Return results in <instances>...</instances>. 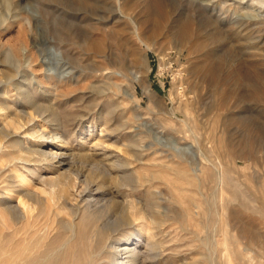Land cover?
Instances as JSON below:
<instances>
[{
	"label": "rangeland",
	"instance_id": "374dc122",
	"mask_svg": "<svg viewBox=\"0 0 264 264\" xmlns=\"http://www.w3.org/2000/svg\"><path fill=\"white\" fill-rule=\"evenodd\" d=\"M241 1L0 0V186L59 180L35 232L1 218L0 264H264V0ZM75 198L100 214L73 238Z\"/></svg>",
	"mask_w": 264,
	"mask_h": 264
},
{
	"label": "bare ground",
	"instance_id": "6f19581e",
	"mask_svg": "<svg viewBox=\"0 0 264 264\" xmlns=\"http://www.w3.org/2000/svg\"><path fill=\"white\" fill-rule=\"evenodd\" d=\"M245 0H242L241 1V3H243ZM235 3V2H234ZM152 5V4H151ZM152 6H155L156 8H158L159 10H161V6H162V4H161V2L160 1H158V2H156L155 4H153ZM152 8H154V7H152ZM156 11V10H155ZM154 11V12H155ZM161 12V11H160ZM156 13V12H155ZM158 15V14H157ZM187 32H188V26L186 25V24H182L181 25V27H180V30H179V33H180V37L181 38H184L185 37V35L187 34ZM138 81H139V83H140V85L143 87V90L146 92V93H148V94H152V92L150 91V88H149V85L147 84V81L145 80V79H143V78H141V79H138ZM151 101L153 102V103H155V105H160V103H159V101H157V99L155 98V97H151ZM151 103V102H150ZM152 103V104H153ZM152 104H150V105H152ZM25 128H27V127H25ZM42 133H39V134H37V133H33V134H30V136L32 137V138H36L37 139V137H40L39 135H41ZM61 138V137H60ZM35 139V140H36ZM40 139H41V137H40ZM44 139V138H43ZM58 139V138H57ZM38 141H40V140H38ZM23 142H20V144H22ZM44 143H40V142H38V144H37V146L39 147L38 149H36V150H33V151H31V152H33V153H37V155H39L38 157L40 158V160L42 161V163L44 164V162L43 161H45V162H48V164L46 165V166H43L44 168H47V167H50V166H48V165H54L55 163H58V164H62V159H61V155L63 154V152L62 153H47V152H44V151H42L41 150V148H42V145H43ZM41 147V148H40ZM44 147V146H43ZM3 148L4 147H1V144H0V150L1 151H3ZM57 148V147H56ZM32 155H34V154H32ZM61 156V157H60ZM27 157V156H26ZM65 157V156H64ZM36 158L37 157H35V162H38L37 160H36ZM22 159H24V160H26L27 158H25V157H22ZM22 159H21V161H22ZM38 159V158H37ZM29 160V159H28ZM41 161H40V163H41ZM26 162V161H25ZM96 163V162H95ZM1 170V169H0ZM26 170L28 171V172H30L31 173V170H30V168H26ZM36 171H32V176H35L36 175ZM217 173H218V177H219V182L222 184L223 182H224V177H223V174L221 175V171L219 170V169H217ZM39 174H41V173H39ZM38 175V174H37ZM39 176H41V175H39ZM39 176L38 177H36V178H39ZM67 176V175H66ZM11 177H12V179H14V177L16 178V176H13V175H11ZM6 178H8V177H6ZM41 178V177H40ZM43 178H44V176H43ZM65 178V177H64ZM17 179V178H16ZM39 180V179H38ZM78 180V179H77ZM32 181V180H31ZM41 183H43V185H46L45 186V188L48 186V187H52V188H49L48 190H50V191H48L47 190V188L45 189L44 187V189L41 191V193H36V192H32L29 188H26V186H24V184L23 185H16L15 186V184L16 183H18V181H14V182H12V181H10V182H8V183H4L3 184V186H0V220H1V218L2 219H9V217H11V224H12V227H11V229H13V228H15V227H17L16 225L17 224H21V223H23V224H25V226L23 227V228H25L26 230H31L32 232H35L36 230H34L36 227H34L35 225H36V221H39V219H40V217H41V214H42V212H44L43 211V207H42V204H43V202L45 201L44 200V195L45 196H50L51 195V198H53V194L54 193H56L55 192V184H54V182L56 181L57 183H58V181H57V179L56 180H52V181H48V179H41V180H39ZM61 181V180H60ZM67 181V180H66ZM69 181L71 182V180L69 179ZM21 183H24V182H26L27 184L28 183H30V181H29V179L28 178H25V180L24 181H20ZM69 182V183H70ZM56 183V184H57ZM69 183H67L66 182V185H68L67 187H64V188H62V191H66L68 194H67V197H69L70 199H71V197H70V186L72 185V187H73V185H75V186H77V184H75V183H73V184H69ZM59 184H60V182H59ZM79 185V184H78ZM87 185V184H86ZM60 186V185H59ZM58 187V186H57ZM61 187V186H60ZM81 187V186H80ZM88 187V186H87ZM87 187H86V189H87ZM70 188V189H69ZM74 188V187H73ZM77 188V187H76ZM75 188V189H76ZM78 188H79V186H78ZM75 189L73 190V191H75ZM84 189V188H83ZM85 189V190H86ZM58 190H60V188H58ZM4 191H6V192H10V193H12V192H14V193H17V194H19V200H20V205H19V207L18 206H14V205H12V202H13V200H11V197L10 196H8L7 195V193H5ZM57 191V190H56ZM89 191V190H88ZM82 192V191H81ZM84 192V191H83ZM58 194H59V191H58ZM65 194V193H64ZM78 194H79V192H78ZM81 194H83V193H80V195ZM86 194V193H85ZM79 195V196H80ZM84 195V194H83ZM22 196V197H21ZM61 196H64V195H62L61 194ZM77 196V195H76ZM23 198V199H22ZM63 198H66V197H63ZM67 199V198H66ZM12 201V202H11ZM65 201V200H64ZM63 200H62V202L61 203H63L64 202ZM75 201H76V198H75ZM74 201V203H69V202H65V204L66 205H68L67 207H68V210H69V214H70V217H69V221H67L68 223L66 224V225H68L69 227H68V230H70L71 232H72V237L74 238V237H76V235L77 234H79L80 233V227L78 226V221H86L87 223H89V224H94L95 222H96V217L97 216H99V214L98 215H96V211L95 210H89V208H88V206H90V205H88L87 206V203H85V204H83L82 206L81 205H79V200H78V202L76 201L75 202ZM86 202V201H85ZM60 204V203H59ZM44 205V204H43ZM64 207V206H63ZM67 207H66V209H67ZM98 208H100V207H98ZM61 209H64V208H62L61 207ZM60 209V210H61ZM65 209V210H66ZM94 209V208H93ZM133 209V208H132ZM68 210H66V212H68ZM102 210V209H101ZM104 210V209H103ZM102 210V211H103ZM41 211V214L39 213ZM100 211V210H99ZM104 212V211H103ZM62 213V212H61ZM64 213V212H63ZM65 214H68V213H65ZM105 214V213H104ZM103 217V216H102ZM59 218H62L61 216L59 217ZM100 220V219H99ZM58 221H59V219H58ZM62 220H60L59 221V224L60 225H62V224H64L63 222H61ZM98 221V220H97ZM98 222H100V221H98ZM66 223V222H65ZM39 225V224H38ZM65 225V224H64ZM79 225H81V224H79ZM5 228H8V226H6V225H3ZM19 226V225H18ZM21 226V225H20ZM56 228V227H55ZM107 228V227H106ZM105 228V229H106ZM48 229V228H47ZM104 229V228H103ZM37 230L39 231V232H44V230H45V225H43V226H41V228L40 229H38L37 228ZM15 231V230H14ZM53 231V230H52ZM48 232V231H47ZM50 233V232H49ZM82 233V232H81ZM225 233V232H224ZM46 235V234H45ZM80 235H82V234H80ZM226 235V234H225ZM42 236H43V233H42ZM90 237V236H89ZM46 238V237H45ZM94 239V238H93ZM227 240V239H226ZM87 242V241H86ZM227 242V241H226ZM89 243V242H88ZM92 243V242H91ZM31 244V243H30ZM228 244V243H227ZM63 248V247H62ZM108 248H110V247H108ZM112 248V247H111ZM128 249H129V247H128ZM128 249H127V247H125V248H120L119 250H117V253H113V256H117L116 254H119V253H125L126 251H128ZM56 252V251H55ZM132 252V251H131ZM66 253V252H65ZM130 253V252H129ZM75 254V253H74ZM126 254V253H125ZM134 254V253H133ZM122 255V254H121ZM72 256H75V255H72ZM123 256V255H122ZM130 256H131V254H130ZM120 257V256H119ZM54 258L55 257H53V258H51L49 261H48V263L51 261V260H54ZM46 260H47V258H42L41 259V261L38 263V264H45V262H46ZM129 260V259H128ZM26 261V260H25ZM115 261V260H114ZM118 262V261H117ZM33 263V262H32ZM122 263V262H121ZM36 264V263H35ZM123 264V263H122Z\"/></svg>",
	"mask_w": 264,
	"mask_h": 264
}]
</instances>
